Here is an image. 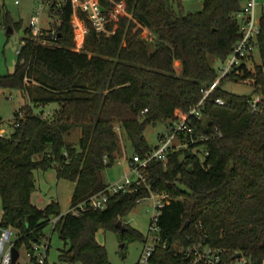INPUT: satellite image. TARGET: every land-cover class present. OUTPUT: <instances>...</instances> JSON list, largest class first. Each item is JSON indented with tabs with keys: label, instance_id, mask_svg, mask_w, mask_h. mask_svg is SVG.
<instances>
[{
	"label": "trees",
	"instance_id": "1",
	"mask_svg": "<svg viewBox=\"0 0 264 264\" xmlns=\"http://www.w3.org/2000/svg\"><path fill=\"white\" fill-rule=\"evenodd\" d=\"M99 1L107 12L115 6ZM115 1L123 2L124 12L109 21L107 32L98 33L81 14L89 31L80 51L71 0L56 14L50 10L57 40L44 35L50 42L43 43L29 26L14 72L0 74V88L19 89L26 98L15 111L14 132L0 136L1 227H14L15 246L27 250L62 215L53 231L67 245L61 252L67 263L112 264L97 240L99 229L124 237L129 228L121 231L117 222L140 197L154 192L167 194L169 202L158 216L159 240L150 264H182V249L194 243L223 249L228 264L237 252L245 264H264V15L261 63L250 70L243 62L204 101V118L195 124V136L205 137L196 144L204 147V159L193 152L194 145L171 151L167 162L150 163L146 184L111 195L103 209L88 207L75 215L62 213L56 200L45 207L33 202L38 169L54 168L59 179L74 183L71 206L107 187L103 170L117 161L120 132L135 153L152 150L147 127L188 113L219 78L211 59L224 61L240 38L236 13L242 0H205L201 11L183 15L168 0ZM6 17L8 29L21 26ZM228 81L248 83L252 94H262L259 110L251 109L249 94L224 89ZM50 103L59 104L52 118L33 110ZM75 130L79 138L72 143L68 137Z\"/></svg>",
	"mask_w": 264,
	"mask_h": 264
},
{
	"label": "rangeland",
	"instance_id": "2",
	"mask_svg": "<svg viewBox=\"0 0 264 264\" xmlns=\"http://www.w3.org/2000/svg\"><path fill=\"white\" fill-rule=\"evenodd\" d=\"M171 7L176 14L183 15L189 12L201 11L204 7L205 0H168ZM247 0H242L246 3ZM260 12H264V0H257ZM0 13V74L6 75L14 72L17 61L18 51L23 45L22 31L27 29L33 15L37 12L39 2L36 0H1ZM262 8V9H261ZM9 14L13 22L21 23L20 27L15 26L13 32H8L7 17ZM80 16V15H79ZM75 24H78V17L73 15ZM55 21V17L50 14L49 10H44L42 15L41 26L46 30H51V22ZM83 22V21H82ZM81 36L75 43V49L82 50L83 45ZM144 36L149 39L153 35L147 28H144ZM82 45V46H81ZM212 64L219 71L226 61L220 59H211ZM261 63L259 48L254 52V57L247 59L246 64L250 70H254L257 65ZM176 69H179L178 62L175 63ZM223 88L238 94H252V87L244 82H225ZM26 102L23 92L19 89L0 88V118L3 121L2 127L6 129L5 136L9 137L14 132V114L22 104ZM59 107L58 103H50L46 106L33 105V110L37 114H43L46 118H52L54 112ZM170 121H161L156 125H149L145 131L146 139L152 148L161 146L160 136L169 137ZM121 137V152L117 154V161L106 167L103 170V180L105 184L110 185L119 181H123L126 177L131 179L136 178V173L131 166V159L136 154L134 148L128 138L120 132ZM79 138V131L75 130L68 140L76 143ZM201 156L204 158V147L201 146ZM36 190L33 192L32 200L39 207H45L52 200L60 202L62 213L69 211L71 206V198L74 189V183L67 179H59L57 177L56 169L49 170H35ZM154 194V192H151ZM158 196L152 195L148 199L136 204L129 213L122 217L123 225H127L129 231L122 237L121 234L115 230L99 229L97 233V240L104 244L108 250L109 259L112 264H138V261L143 253L146 245L154 243V230L151 232V221L156 215L157 210L155 202L158 201ZM2 205L0 200V220L2 218ZM133 231L142 235L136 236ZM45 235L50 238V249L48 253L47 264H68L61 256L62 250L67 245L60 239L57 231H53V224H49L45 230ZM17 234L13 233L11 240L17 239ZM10 243L6 242L5 249H8ZM25 247L20 248V258L16 264H22L26 260ZM232 264H241L239 260H235Z\"/></svg>",
	"mask_w": 264,
	"mask_h": 264
},
{
	"label": "built area",
	"instance_id": "3",
	"mask_svg": "<svg viewBox=\"0 0 264 264\" xmlns=\"http://www.w3.org/2000/svg\"><path fill=\"white\" fill-rule=\"evenodd\" d=\"M36 1L39 2V5L37 8V12L35 13V15H33L30 24L33 37L43 43L50 42L48 39L44 38V35H49L53 39V41L57 40L56 22H51V30L46 31L41 26L42 15L44 10H51L53 14H56L57 10L62 7L67 0ZM111 1L115 4V6L107 12L105 7L100 3L99 0H71L74 9L73 15H76L79 20L77 25L75 24L74 20L73 22L80 29V31L82 30L83 32L81 42L82 45L89 29L86 27L81 14L85 13L86 18L92 23L93 27L98 33L107 32V24L109 23V21L117 14L124 12L123 2H116L115 0ZM263 15L264 12H260L257 0H247L242 9L236 13V22L239 25L240 38L233 46L230 55L224 60L226 61V64L219 70L218 80L211 88L205 91L204 97L194 107H192L188 113L180 114V117L178 119L170 121V135L169 137H165L164 135L160 136V147L153 148L152 150L147 151L144 154L136 153L132 157L131 166L136 173V178L131 179L129 177H126L123 181L107 185V187H105L101 191L91 195L87 200L70 206L68 212L79 215L88 207L103 209L107 206L111 195H115L120 192H128L133 186L146 184L147 169L150 163L154 160L167 162L168 154L171 151H175L181 148H188L191 145H194L192 147L193 152L199 153L200 155L202 154L200 147L196 144L199 143V141L204 140L205 137L195 136V124L197 121L204 118V101L207 98L208 94L216 87L218 81L222 77L232 72L243 62H246L247 59L254 57V52L258 48V37L263 31ZM249 98L251 109L253 111L259 110V102L263 99V95L253 94L250 95ZM216 102L220 105H226L225 100L222 98H218ZM145 111H147V109H145ZM2 123L3 121L0 118V136H5L6 129L2 127ZM204 155H206V151H204ZM152 195H156L159 198L158 201L155 202L157 213L156 215H154L150 227L151 232L154 230V243L145 246L138 264H150L151 257L159 240L157 227L158 216L164 205L169 202V196L167 194L158 195L155 193L150 194L149 196L140 197L137 202H142ZM60 217H62V215L54 217L50 221V224H53L54 227ZM13 233L17 234V230L14 227L4 228L0 225V264H12V247L15 246V241L11 240V236ZM6 242L10 243L8 249H5ZM49 249L50 238L48 239L47 236H45L41 240V242H35L31 249H27L25 251L26 260L22 264H47ZM182 251L185 257L182 264H228L223 260V249L213 247L209 244L194 243L183 248ZM19 253L21 255L20 250ZM237 260H239L241 264H245L244 257Z\"/></svg>",
	"mask_w": 264,
	"mask_h": 264
},
{
	"label": "water",
	"instance_id": "4",
	"mask_svg": "<svg viewBox=\"0 0 264 264\" xmlns=\"http://www.w3.org/2000/svg\"><path fill=\"white\" fill-rule=\"evenodd\" d=\"M8 32H10V33L13 32V29H12V28H9V29H8ZM22 33H23V31H22ZM98 180H99V184H101V183H102V175H101L100 172H98ZM117 227H118L121 231H125V230H126V227L123 225V223H122L121 221H118V222H117ZM12 255H13L12 264H16V262H17V260H18V258H19V255H20V253H19V249H18L16 246H13V247H12ZM242 257H243V254H242L241 252H237V253L234 255L233 259H234V260H237V259L242 258ZM68 264H73V263H68Z\"/></svg>",
	"mask_w": 264,
	"mask_h": 264
},
{
	"label": "crops",
	"instance_id": "5",
	"mask_svg": "<svg viewBox=\"0 0 264 264\" xmlns=\"http://www.w3.org/2000/svg\"><path fill=\"white\" fill-rule=\"evenodd\" d=\"M242 4H243V6L245 5V3H242ZM178 63H179V65H180V62H178ZM180 68H181V67H179V69H177V70L179 71V70H180ZM73 190H74V189H73ZM71 199H72V198H71Z\"/></svg>",
	"mask_w": 264,
	"mask_h": 264
}]
</instances>
